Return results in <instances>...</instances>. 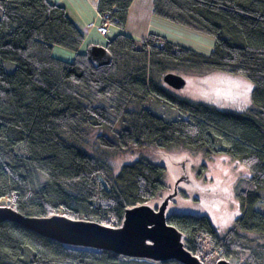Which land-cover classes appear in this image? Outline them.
<instances>
[{
  "label": "trees",
  "instance_id": "trees-1",
  "mask_svg": "<svg viewBox=\"0 0 264 264\" xmlns=\"http://www.w3.org/2000/svg\"><path fill=\"white\" fill-rule=\"evenodd\" d=\"M133 1L98 0L97 9L117 17L111 27L125 29ZM155 3L161 18L213 35V49L204 53L161 32L145 41L121 32L104 46L108 60L94 63L64 7L0 0V206L25 217L61 215L118 228L128 209L150 204L168 186L166 167L143 155L149 145L225 153L251 174L238 192L243 213L235 227L221 236L207 216L193 214L168 215L167 223L204 264L229 258L264 264V243L251 237L264 236V213L256 208L264 202V0ZM55 47L74 58L57 56ZM173 71L241 75L253 84L251 107L240 114L179 97L159 79ZM93 128L113 132L97 135L99 156L84 148ZM122 152L139 156L116 174L108 158ZM121 257L0 223V264H121ZM125 258L126 264H184Z\"/></svg>",
  "mask_w": 264,
  "mask_h": 264
},
{
  "label": "rangeland",
  "instance_id": "rangeland-1",
  "mask_svg": "<svg viewBox=\"0 0 264 264\" xmlns=\"http://www.w3.org/2000/svg\"><path fill=\"white\" fill-rule=\"evenodd\" d=\"M154 22L155 24L168 23V32L164 34L176 43L204 53H209L213 49L215 37L209 33L178 25L158 15ZM190 25L195 27L193 24ZM88 26L90 29L93 28L90 24ZM153 32L159 31L154 27ZM115 34L114 29H111L107 36L98 35V39L100 42H105L113 38ZM87 46L83 47V52L88 50ZM59 49L71 54L66 55L67 59L74 58L71 51L60 47H55V54ZM5 65L9 71L15 68V65L10 62H5ZM173 72L186 79L184 88L176 90L170 87L164 81V75L167 73L161 75L159 79L161 84L179 97L240 114H246L251 107L253 84L241 75L224 71H212L200 76L182 71ZM99 134L112 136L113 132L110 128H93L84 141V148L98 156L103 153L100 152L96 142ZM216 147L225 148V145L217 143ZM143 155L154 162L163 164L167 169L168 186L160 197L149 204L150 206L157 208L165 199L172 197L166 208L167 216L171 214L207 216L221 236L235 227L243 213L238 192L243 181L251 175L245 165L225 153L207 154L205 150L194 151L180 146L160 150L154 145H149ZM138 156L139 153L136 152H122L110 155L108 162L117 174L124 164L133 162ZM179 190L184 191L187 196L178 194ZM256 208L264 213V202L260 201ZM257 236L260 242L264 243L263 235H251V237ZM125 257H121V264H126L128 259ZM227 261L231 264H242V260L237 258H229Z\"/></svg>",
  "mask_w": 264,
  "mask_h": 264
},
{
  "label": "water",
  "instance_id": "water-1",
  "mask_svg": "<svg viewBox=\"0 0 264 264\" xmlns=\"http://www.w3.org/2000/svg\"><path fill=\"white\" fill-rule=\"evenodd\" d=\"M105 54L100 61L94 60L91 54L90 57L94 63H103L109 58L108 53ZM164 81L176 90L186 85V79L174 72L165 74ZM171 198L165 199L157 208L144 204L128 209L118 228L61 215L25 217L4 205L0 206V223L13 221L64 244L113 251L130 258L157 262L176 259L184 264H204L185 248L184 234L167 223L166 208ZM215 264L231 263L222 259Z\"/></svg>",
  "mask_w": 264,
  "mask_h": 264
},
{
  "label": "crops",
  "instance_id": "crops-1",
  "mask_svg": "<svg viewBox=\"0 0 264 264\" xmlns=\"http://www.w3.org/2000/svg\"><path fill=\"white\" fill-rule=\"evenodd\" d=\"M49 1L64 7L70 19L83 33L84 43L81 47V51H83L82 49L86 45L89 46L90 44H93V46L88 49L89 53L91 54V57H93L96 61H100L101 57H106L104 46L107 41L100 42V40L98 39V35H104H102L95 27L90 29L88 26L91 23L98 24L101 21L100 13L97 9L98 0ZM155 2L156 0H134L128 10V20L126 28L121 29L116 25H113L111 27V29H114V32L116 33L115 35L124 32L134 37L136 40L145 41L149 33L153 31L154 27L161 33L168 32V23L159 22L155 24L154 22L156 18ZM56 55L61 58H66V55L70 56L71 54L67 51L59 49Z\"/></svg>",
  "mask_w": 264,
  "mask_h": 264
},
{
  "label": "built area",
  "instance_id": "built-area-1",
  "mask_svg": "<svg viewBox=\"0 0 264 264\" xmlns=\"http://www.w3.org/2000/svg\"><path fill=\"white\" fill-rule=\"evenodd\" d=\"M116 9H114L115 11ZM100 23H91V27H95L102 35L107 36L110 32L112 23L116 22L117 17L113 16L111 12H104L100 15Z\"/></svg>",
  "mask_w": 264,
  "mask_h": 264
}]
</instances>
